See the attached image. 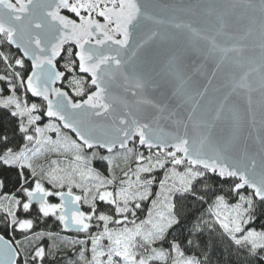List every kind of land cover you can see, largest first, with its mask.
<instances>
[{
    "label": "snow or ice",
    "instance_id": "snow-or-ice-1",
    "mask_svg": "<svg viewBox=\"0 0 264 264\" xmlns=\"http://www.w3.org/2000/svg\"><path fill=\"white\" fill-rule=\"evenodd\" d=\"M0 66V264H264V0H0Z\"/></svg>",
    "mask_w": 264,
    "mask_h": 264
},
{
    "label": "trees",
    "instance_id": "trees-1",
    "mask_svg": "<svg viewBox=\"0 0 264 264\" xmlns=\"http://www.w3.org/2000/svg\"><path fill=\"white\" fill-rule=\"evenodd\" d=\"M0 67H2V66H0ZM32 99H35V98H31L30 97V100H32ZM96 167H98L101 170H103V165L102 164H97ZM101 207H104V206L101 205ZM48 226L55 228V225L53 224L52 220H49ZM65 235L73 236V235H75V233H65ZM17 238H19V236H17ZM226 251H227L226 243L223 242V241H218L217 244H216V248L214 250V253H213V259L215 260V258L220 256L222 253L226 255Z\"/></svg>",
    "mask_w": 264,
    "mask_h": 264
},
{
    "label": "rangeland",
    "instance_id": "rangeland-1",
    "mask_svg": "<svg viewBox=\"0 0 264 264\" xmlns=\"http://www.w3.org/2000/svg\"><path fill=\"white\" fill-rule=\"evenodd\" d=\"M53 202H58V201L54 200Z\"/></svg>",
    "mask_w": 264,
    "mask_h": 264
}]
</instances>
